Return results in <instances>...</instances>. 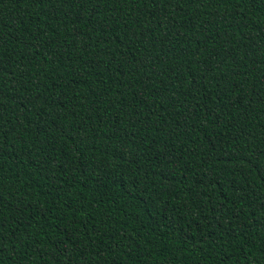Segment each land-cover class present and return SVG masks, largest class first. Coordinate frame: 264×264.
<instances>
[{"label":"trees","instance_id":"obj_1","mask_svg":"<svg viewBox=\"0 0 264 264\" xmlns=\"http://www.w3.org/2000/svg\"><path fill=\"white\" fill-rule=\"evenodd\" d=\"M0 264H264V0H0Z\"/></svg>","mask_w":264,"mask_h":264}]
</instances>
